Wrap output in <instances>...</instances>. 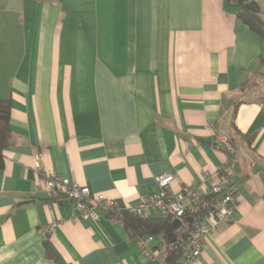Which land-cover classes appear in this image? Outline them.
Returning a JSON list of instances; mask_svg holds the SVG:
<instances>
[{"label":"crops","instance_id":"crops-1","mask_svg":"<svg viewBox=\"0 0 264 264\" xmlns=\"http://www.w3.org/2000/svg\"><path fill=\"white\" fill-rule=\"evenodd\" d=\"M235 12L226 0H0V264H162L106 211L48 200L38 169L126 213L159 191L155 176L206 190L216 166L238 203L191 264H264V42Z\"/></svg>","mask_w":264,"mask_h":264},{"label":"built area","instance_id":"built-area-1","mask_svg":"<svg viewBox=\"0 0 264 264\" xmlns=\"http://www.w3.org/2000/svg\"><path fill=\"white\" fill-rule=\"evenodd\" d=\"M220 142L227 152L235 153L226 138ZM223 168L216 166L213 170L202 173L203 180L212 179L206 190L182 184L177 193L170 188L172 176L159 174L154 178L159 191L141 198L135 206L127 208L126 212L178 220L180 234L177 244L183 249V260L178 264H191L199 257L206 237L231 220L238 203L237 192ZM37 172L41 189L47 197L58 200L60 195H64L74 202L82 218L96 220L98 210L117 212L115 201L103 194H92L87 186L78 185L51 171L38 169ZM152 239V235H147L137 239V242L143 254L160 261L161 251H153L150 247Z\"/></svg>","mask_w":264,"mask_h":264},{"label":"trees","instance_id":"trees-1","mask_svg":"<svg viewBox=\"0 0 264 264\" xmlns=\"http://www.w3.org/2000/svg\"><path fill=\"white\" fill-rule=\"evenodd\" d=\"M226 2L236 8V17L264 42V19L262 18L261 8L257 0H226ZM261 57H264V54ZM249 86L250 83L246 81L242 85L241 90L244 91ZM260 99L264 100V95ZM9 117V101L0 100V169L4 166L3 151L9 146L11 141ZM232 126V131L239 135L240 133L236 130L233 121ZM247 141L249 143V140ZM230 146L234 149L233 143L230 142ZM48 200L57 201L54 198H48ZM107 214L111 219L120 221L128 235L136 239L147 235L162 236L164 240L160 257L162 264H177L179 263L180 257H183L182 247L180 245L175 246L178 243L180 229L173 228L170 217L152 218L146 215H136L131 212H107ZM44 249L48 258L54 257L47 240L44 242Z\"/></svg>","mask_w":264,"mask_h":264},{"label":"rangeland","instance_id":"rangeland-1","mask_svg":"<svg viewBox=\"0 0 264 264\" xmlns=\"http://www.w3.org/2000/svg\"><path fill=\"white\" fill-rule=\"evenodd\" d=\"M257 2L260 5L261 15H262V18L264 19V0H257ZM261 79L263 80V78H261ZM258 83H259V81H258ZM261 84H263V83H259L260 86H261Z\"/></svg>","mask_w":264,"mask_h":264},{"label":"water","instance_id":"water-1","mask_svg":"<svg viewBox=\"0 0 264 264\" xmlns=\"http://www.w3.org/2000/svg\"><path fill=\"white\" fill-rule=\"evenodd\" d=\"M21 203H25V202H21ZM172 226L174 229H177L179 227V221L178 220H173L172 221Z\"/></svg>","mask_w":264,"mask_h":264}]
</instances>
